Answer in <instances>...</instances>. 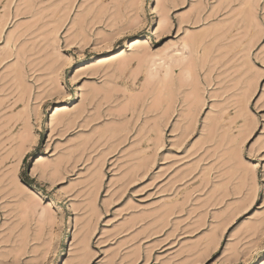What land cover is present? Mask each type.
Masks as SVG:
<instances>
[{"label":"rangeland","instance_id":"rangeland-1","mask_svg":"<svg viewBox=\"0 0 264 264\" xmlns=\"http://www.w3.org/2000/svg\"><path fill=\"white\" fill-rule=\"evenodd\" d=\"M169 1L0 0V264H263L264 28Z\"/></svg>","mask_w":264,"mask_h":264},{"label":"snow or ice","instance_id":"snow-or-ice-1","mask_svg":"<svg viewBox=\"0 0 264 264\" xmlns=\"http://www.w3.org/2000/svg\"><path fill=\"white\" fill-rule=\"evenodd\" d=\"M237 7H243L250 14L251 23L254 27L264 28V0H246L242 5L238 4ZM261 45L264 46V39L261 40ZM255 67L252 70V77L259 78L261 80V86L257 90L256 99H259L260 93H264V60H257L255 56L253 57ZM255 87V85H254ZM254 119V126L256 131L251 137H249L248 147L251 148L252 143L255 142L257 137H260L262 132H264V109L257 111L255 107L251 109ZM259 118L258 125H255V118ZM264 144V140L261 141ZM250 155L247 151L245 152V157ZM259 160H252L251 170L255 172V176L252 180L253 184V196L256 201V207H261L264 204V152L259 153ZM258 187L259 191L256 192ZM264 210V209H262ZM261 260H264V254L260 256ZM216 257L212 256L208 260V264H215ZM259 264V261H257Z\"/></svg>","mask_w":264,"mask_h":264},{"label":"bare ground","instance_id":"bare-ground-1","mask_svg":"<svg viewBox=\"0 0 264 264\" xmlns=\"http://www.w3.org/2000/svg\"><path fill=\"white\" fill-rule=\"evenodd\" d=\"M160 1H161L160 4H162V2H163V1H166V0H160ZM167 1L170 2L169 0H167ZM178 1H179V0H178ZM172 2H173V1H172ZM174 2H175V0H174ZM183 2H184V0H182V4H183ZM164 3H165V2H164ZM158 11L161 12L160 9H158ZM192 14H193V13H192ZM193 16H195V15H193ZM187 17H189V16H187ZM199 17H200V16H199ZM160 21L163 22L164 20L161 19ZM189 21H190V20H189ZM187 22H188V21H187ZM198 22H199V21H198ZM198 22H197V23H198ZM160 24H161V23H160ZM161 27H162V25L159 26L158 29L161 28ZM159 30H160V29H159ZM211 33H212V32H211ZM188 37H190V36H188ZM207 39H208V38H207ZM193 40H194V39H193ZM193 40H191V39H189V38H188V39H185L184 42H182L183 46L181 47V48H182L181 50L179 49V51H177V53L175 52V53H176L175 55H174V54H170V55L168 54V55H169V56H173V55H174V56L172 57L173 60H174V57H175V56H178V55L182 56V55H184V51H186V50H187L188 52L191 50V52H192V50H194V49L196 48V45H197V43L193 42ZM195 41H196V39H195ZM130 42H132L131 45H130V47H131V46H136L137 44H139V43H140V40H139V38L137 37V38L133 39V40L130 41ZM194 51H195V50H194ZM196 51H197V49H196ZM192 53H193V52H192ZM197 53H198V52H197ZM187 54H188V53H187ZM190 54H191V53H190ZM194 54H195V52H194ZM200 55H201V54H200ZM184 56H185V55H184ZM188 56H189V55H188ZM191 56H192V55H191ZM194 56H195V55H194ZM196 56H197V55H196ZM186 57H187V56H186ZM186 57H185V58H186ZM168 58H170V57H168ZM175 58H176V57H175ZM177 58H179V56H178ZM181 58H182V57H181ZM195 59H196V58H195ZM101 60H102V59H99V60H98V63L101 62ZM171 60H172V59H171ZM171 60H170V61H171ZM175 60H176V59H175ZM183 60H184V58H182L181 60H179L181 63H180V62H178V63H180V65H181L182 62H183ZM193 60H194V59H193ZM187 61H188V60H187ZM196 61H197V60H196ZM173 62H174V61H173ZM171 63H172V61H171ZM189 63H190V62H189ZM176 64H177V63H176ZM173 65H174V64H173ZM185 65H186V64H185ZM185 65H184V66H185ZM167 66H168V65H167ZM175 66H176V65H175ZM189 66H190V65H189ZM191 66H192V65H191ZM170 67H171V66H170ZM85 68H86V66H85V64H83V65H81V68L79 69V71H80V70H84ZM187 68L190 70V68H189L188 66H187ZM187 68H186V69H187ZM167 69H168V67H167ZM169 69H170V68H169ZM172 69H173V68H172ZM166 71H167V70H166ZM180 71H182V70H180ZM174 72H175V71H174ZM191 72L193 73V71H191ZM195 72H196V71H195ZM171 73H172V72H171ZM189 73H190V72H189ZM166 75H167V74H166ZM173 75H174V73H172V76H173ZM195 75H196V74H195ZM169 76H170V75H169ZM169 76H168V77H169ZM187 76H188V75H187ZM192 76H193V75H192ZM188 77L190 78V75H189ZM194 77H195V76H194ZM171 79H172V78H171ZM184 79H186V78H184ZM187 79H188V78H187ZM171 81H172V80H171ZM186 81H187V80H186ZM188 81H189V79H188ZM171 83H172V82H171ZM19 84H20V83H19ZM188 84H189V83L187 82V85H188ZM190 84H192V83H190ZM189 86H192V85H189ZM192 89H193V86H192ZM190 94H191V93H190ZM197 97H198V95H197ZM195 98H196V96H195ZM198 99H199V98H198ZM192 100H194V99L192 98ZM200 100H201V99H200ZM194 102H195V101H193V103H194ZM189 103H190V102H189ZM191 104H192V103H191ZM198 104H199V102H197L196 105L198 106ZM200 104H201V103H200ZM189 105H190V104H189ZM189 105H188V106H189ZM197 106H196V107H197ZM200 106H201V105H200ZM167 108H169V107H167ZM199 108H200V107H199ZM61 109H62V108H59V109H57V110H61ZM189 109H190V108H189ZM195 110H197V109H195ZM192 111H193V110H192ZM186 112H187V111H186ZM189 113H190V112H189ZM193 113H195V112H193ZM193 113H192V114H193ZM193 115H194V114H193ZM188 116H189V115H188ZM166 117H167V116H166ZM185 117H186V116H185ZM191 119H192V118H191ZM193 119H194V118H193ZM185 120H186V119H185ZM187 123H189V122H187ZM162 131H163V130H162ZM156 142H157V141H156ZM40 160H42V157H40V159H38L37 162H39ZM0 180H1V179H0ZM13 180H14V179H13ZM9 182H10V181H9ZM11 182H12V181H11ZM17 183H19V182H17ZM8 186H9V184H7V187H8ZM19 186H20V185H19ZM21 186H22V185H21ZM12 188H13V187H12ZM17 188H18V187H17ZM10 189H11V188H10ZM11 190H12V189H11ZM15 190H17V189H15ZM15 190H13V191H15ZM28 190H29V189L27 188V191H28ZM13 191H12V192H13ZM25 191H26V190H25ZM10 192H11V191H10ZM16 192H18V191H16ZM20 192H21V191H20ZM23 192H24V191H23ZM13 193H14V192H13ZM25 193H26V192H25ZM29 193H32V192H29ZM20 194H21V193H20ZM25 195H26V194H25ZM27 196H28V195H27ZM30 196H31V195H30ZM25 197H26V196H25ZM27 198H29V197H27ZM27 198H24V197H23V199H27ZM29 199H30V198H29ZM26 201L28 202V200H26ZM26 201H25V202H26ZM23 202H24V201H23ZM29 204H30V203H29ZM26 207H27V205H26ZM28 209H29V208H28ZM25 210H26V208H25ZM30 210H31V209H30ZM25 212H26V211H25ZM23 216H24V215H23ZM21 217H22V216H21ZM73 244H74V243H73ZM263 264H264V261H263Z\"/></svg>","mask_w":264,"mask_h":264}]
</instances>
